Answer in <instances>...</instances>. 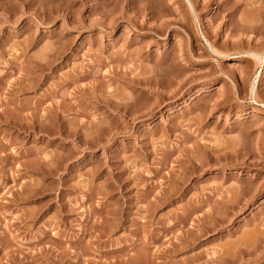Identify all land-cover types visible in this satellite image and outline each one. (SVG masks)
<instances>
[{
	"label": "rangeland",
	"instance_id": "rangeland-1",
	"mask_svg": "<svg viewBox=\"0 0 264 264\" xmlns=\"http://www.w3.org/2000/svg\"><path fill=\"white\" fill-rule=\"evenodd\" d=\"M188 1L0 0V264H264V0Z\"/></svg>",
	"mask_w": 264,
	"mask_h": 264
},
{
	"label": "bare ground",
	"instance_id": "bare-ground-1",
	"mask_svg": "<svg viewBox=\"0 0 264 264\" xmlns=\"http://www.w3.org/2000/svg\"><path fill=\"white\" fill-rule=\"evenodd\" d=\"M187 1V3H188V6H189V8L191 9V11H193V6H192V4L190 3V1H188V0H186ZM242 27V26H241ZM239 28V27H238ZM236 29H237V27H235V33L233 32V37H236V38H234V48H235V44H236V46L237 45H239V43L241 42H238V40H236L235 41V39H238L239 38V35H246L247 36V38L249 39V40H254V39H256V34H257V31L258 32H260V34H262L261 33V29H260V31L259 30H257L256 28V33H255V35L256 36H253V37H251V34L253 33V32H255L254 30L255 29H253V31H252V33L250 34V32H251V29L252 28H247V27H242L241 28V30H242V32H244V33H242V34H239V33H241V32H239V30H237V32H239L238 34H237V32H236ZM237 36H238V38H237ZM258 36H259V33H258ZM242 39V38H241ZM242 41H243V39H242ZM242 43V42H241ZM243 44V43H242ZM237 48V47H236ZM211 50L214 52V54H218L219 55V52L218 51H215V49H212L211 48ZM221 55V54H220ZM233 59H235V60H239V62L240 63H247V62H254V63H256V64H258L259 66H262V67H264V58L260 55V54H258V53H255V52H246V53H240V54H237ZM249 64V63H248ZM249 67V66H248ZM243 75V74H242ZM245 75V74H244ZM244 77V76H243ZM260 72H258L256 75H255V77L253 78V80H252V82H250V91H249V93L251 94V96H252V100H253V103L256 105V106H258V105H260V106H262L263 108H264V103H259L258 102V100H256V96H257V92H258V88H259V80H260ZM131 82H133V83H135V84H137V85H150V86H152V84H158L157 83V81H155L154 79H149V78H147V79H144V80H135L134 79V81H131ZM160 83V82H159ZM206 87H207V85H205V84H202V85H200L199 86V88H197V90H196V92L197 93H199V92H201V91H203V89L205 88L206 89ZM256 97V98H255ZM191 98H193L192 96L189 98V99H191ZM102 101V100H101ZM106 101V100H105ZM108 103H110V102H108ZM111 104V103H110ZM110 104H108V106L110 107ZM113 106H115V105H113ZM117 106V105H116ZM116 106H115V108H116ZM119 107H120V105H118ZM122 106V105H121ZM118 107V108H119ZM133 107V106H132ZM132 107H131V105H129V104H125V107L124 106H122V108H126V110L128 109V111L130 112V113H134V112H136L137 110H136V107H134L135 108V110L134 111H130V109H132ZM130 108V109H129ZM133 108V109H134ZM138 108V107H137ZM128 112V113H129ZM139 112V111H138ZM127 114V116H130L131 114ZM132 113V117H133V114ZM264 113V111L263 110H251L249 113H245V114H243L244 115V117H249V115H250V117H252L253 115H261V114H263ZM136 114V113H135ZM125 116V115H124ZM132 117H131V119H132ZM101 126V125H100ZM99 126V127H100ZM101 128V127H100ZM102 131V130H101ZM103 132V131H102ZM107 132V131H106ZM100 134V133H99ZM244 190H246L245 188H244ZM243 192V191H242ZM243 193H245V192H243ZM206 230V229H205ZM259 238V237H258ZM262 238H260L259 240H261ZM258 240V239H257Z\"/></svg>",
	"mask_w": 264,
	"mask_h": 264
}]
</instances>
